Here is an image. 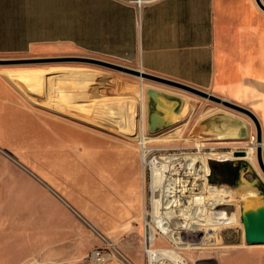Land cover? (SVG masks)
Returning a JSON list of instances; mask_svg holds the SVG:
<instances>
[{
	"label": "crops",
	"instance_id": "crops-1",
	"mask_svg": "<svg viewBox=\"0 0 264 264\" xmlns=\"http://www.w3.org/2000/svg\"><path fill=\"white\" fill-rule=\"evenodd\" d=\"M260 2L264 6V0ZM55 47L132 64L144 73L192 87L249 111L259 125L260 143L256 142L255 126L247 116L205 99L195 101L171 90L151 87L184 99V105L187 100L195 101L196 132L205 146L202 149L216 150V155L230 153L227 158H207L210 179L226 187H234L239 180L245 193L252 194L250 197H263L264 181L255 166L256 149L261 150L264 163V11L255 0H157L139 10L127 0H0V55H24ZM70 124L69 120L28 109L0 76V147L44 154L42 160L38 158L37 166L46 167L40 168L47 173L42 178L58 191L61 187L53 181L55 167L61 165V151L66 153L72 166L67 188H83L89 205L84 210L85 217L103 233L116 231L117 235L136 218L126 205L134 185L122 178L128 168L124 166V156L131 157L126 163L135 169L138 158L132 148L116 145L119 157L110 164L98 163V174L92 175L84 159L83 173L77 175L76 129ZM224 131L226 137L220 135ZM241 151L246 153L244 157L234 156ZM101 179L111 183L109 190L102 186ZM95 180L99 185L93 197ZM37 186L46 201L38 203L42 209L36 227L42 238L49 239L64 228L51 207H64L45 186ZM109 191L108 201L104 194ZM46 244L56 245L54 241ZM242 257L235 264L245 261ZM255 261L264 264V257Z\"/></svg>",
	"mask_w": 264,
	"mask_h": 264
},
{
	"label": "rangeland",
	"instance_id": "rangeland-1",
	"mask_svg": "<svg viewBox=\"0 0 264 264\" xmlns=\"http://www.w3.org/2000/svg\"><path fill=\"white\" fill-rule=\"evenodd\" d=\"M80 57L140 70L132 64L79 53L67 47H55L35 49L24 55H0L3 60L24 62L0 66V76L28 109L69 120L75 125L77 175L83 173L84 159L95 176L98 174V163L106 161L110 164L119 157L116 145L133 149L138 167L135 169L127 165L131 157L125 155L124 166L128 168L124 169L122 178L125 183L134 185L132 196L125 204L136 218L127 222L117 235L116 231L103 233L84 215L89 205H86L83 188L76 191L67 188L72 166L67 162L66 153L61 151L58 163L61 165L55 167L57 172L53 181L61 187L58 191L42 178L47 173L41 172L40 168L46 167L37 166L38 158L42 160L44 154L40 151L35 154L36 150L13 151L0 147V264H93L88 259L91 253L107 248V252L111 250V258L102 264H126L112 254L114 249L132 264H147L143 253V235L148 231H142V227L146 222L152 227L150 213L154 192L150 163L156 160L158 163L154 166L160 171L162 162H167L169 158L217 152L202 149L204 145H201L196 132L194 103L202 98L103 67L69 61ZM151 87L171 90L195 100L186 101L183 117L177 116L174 127L153 134L147 129L146 90ZM132 132L136 134L129 135ZM142 138L148 140L144 152L140 144ZM33 152V156H29ZM143 157L146 166L142 164ZM255 168L264 181V175L257 166ZM127 169L130 171L127 172ZM237 181L234 187H226L207 179L208 186L214 188L217 194L218 201L212 209L216 207L219 222L214 226L210 239L205 241L207 244H201L204 241L201 234L191 238L182 251H178L189 264H235V260L243 258L242 255L245 261L239 264H261L254 260L264 257V245H247L241 223L242 207L246 202H257L259 199L256 196L252 200L240 198L237 192L244 189V185ZM92 182V196L95 197L99 184L96 180ZM37 184L45 186L46 191L64 207V210L51 207L64 228L53 233L54 236L49 239L42 238L36 227L42 209L38 203L46 201ZM101 184L110 189V182L102 180ZM223 190L227 191L225 196H218ZM104 197L105 200L110 199V191ZM156 233L154 250L176 249L171 241L161 234L158 237L159 233ZM53 241L56 245L46 244ZM182 241L187 242L184 237Z\"/></svg>",
	"mask_w": 264,
	"mask_h": 264
},
{
	"label": "bare ground",
	"instance_id": "bare-ground-1",
	"mask_svg": "<svg viewBox=\"0 0 264 264\" xmlns=\"http://www.w3.org/2000/svg\"><path fill=\"white\" fill-rule=\"evenodd\" d=\"M174 118L176 117L174 116ZM134 134L136 133L132 132L129 135ZM220 135L222 137L227 136L225 131ZM140 140L141 148L144 152L146 141L148 140L144 138ZM250 153L248 152L247 157H250ZM229 156L230 153L229 155H216L212 153L169 158L167 162H162V169L160 168V171L154 166L157 162L156 160L150 163L154 196L152 198V213H150L152 227H149V232L151 238L155 237L152 239L153 246L151 250V253L156 255L155 258L161 262L164 258H168L170 261L168 264H189L187 259L178 253V251H182L191 238L201 234L204 235V241L201 244H207L205 241L209 240L213 234L215 230L214 226L219 222V215L215 213L216 207L212 209V206L218 200H216L217 194L215 189L209 187L207 184L209 166L206 158L220 159ZM144 158L142 163L146 166ZM225 193V191H220L218 196L224 197ZM239 195L243 200H252L253 198L249 197L248 192L245 193L244 189H242ZM255 204L256 202L253 201L246 202L244 208L246 210L250 209ZM202 229L203 232H201ZM143 230L144 227H142ZM156 232L171 241L176 246V249L173 251L154 250L153 247L157 239ZM182 235L187 242L182 241ZM107 244L109 245L110 243L107 242ZM127 261L129 264H132L129 260Z\"/></svg>",
	"mask_w": 264,
	"mask_h": 264
},
{
	"label": "water",
	"instance_id": "water-1",
	"mask_svg": "<svg viewBox=\"0 0 264 264\" xmlns=\"http://www.w3.org/2000/svg\"><path fill=\"white\" fill-rule=\"evenodd\" d=\"M256 4L264 11V6L261 4L260 0H255ZM68 61V60H67ZM69 61L72 62H80L90 65H95L99 67H103L106 69H110L113 71H117L120 73H124L127 75H131L137 77L139 79H144L147 81H152L154 83L164 85L167 87H171L182 92L189 93L191 95L197 96L199 98L208 100L210 102L222 105L226 108L234 110L238 113H241L247 116L254 124L256 129V142L260 143V129L259 125L255 119V117L247 110H244L240 107L222 101L212 95L194 89L192 87L167 80L164 78L156 77L154 75H150L144 73L140 70H133L127 67H123L120 65L112 64L106 61L94 59V58H73ZM24 63L21 61L16 60H3L0 59V66L2 65H12V64H19ZM32 63V62H26ZM37 63V62H36ZM146 98H147V115H148V132L149 133H157L162 132L164 130L170 129L174 127L175 120L179 113L181 112L184 106V99L182 98H175L169 95H165L162 92H159L155 89L149 88L146 90ZM171 113L175 115H171ZM174 116L176 118H174ZM245 152H236L234 156L236 157H244ZM256 159H257V166L261 173L264 175V163L261 159V150L256 149ZM241 223L243 226V237L244 242L247 245H264V195L260 198L256 204L251 207L250 209H245L244 206L241 209Z\"/></svg>",
	"mask_w": 264,
	"mask_h": 264
},
{
	"label": "built area",
	"instance_id": "built-area-1",
	"mask_svg": "<svg viewBox=\"0 0 264 264\" xmlns=\"http://www.w3.org/2000/svg\"><path fill=\"white\" fill-rule=\"evenodd\" d=\"M155 1H157V0H127L128 3L135 5L137 10H139L145 4L152 3V2H155ZM142 134L145 137V133H142ZM142 134H141V136H142ZM138 145H139V143H138ZM209 176L210 175L208 174L207 175V179L209 178ZM144 226H145L144 229L148 231V232L145 231V233L143 235V253H144L145 257H146L147 264H165V263L168 264L170 262L168 258H164V260H162V262H163L162 263L160 260L155 258L156 255L154 253H151L152 246H153L152 245L153 244V240L152 239H154L155 237L151 238V236H150L149 227L151 225H147V222H146V225H144ZM159 235H160V233L158 234V237H160ZM183 237L184 236L182 235V239H183ZM154 242H155V240H154ZM107 251H108V248L107 249L97 250V251L91 253L90 258H88V259L93 264H102L106 260L111 258V256H110L111 250H110V252H107ZM112 254L114 256L117 255L123 262H125L126 264H129L127 259L124 256H122L121 253H119L117 249H114Z\"/></svg>",
	"mask_w": 264,
	"mask_h": 264
},
{
	"label": "flooded vegetation",
	"instance_id": "flooded-vegetation-1",
	"mask_svg": "<svg viewBox=\"0 0 264 264\" xmlns=\"http://www.w3.org/2000/svg\"><path fill=\"white\" fill-rule=\"evenodd\" d=\"M250 195H252V194H250L249 192H248V196L250 197Z\"/></svg>",
	"mask_w": 264,
	"mask_h": 264
},
{
	"label": "trees",
	"instance_id": "trees-1",
	"mask_svg": "<svg viewBox=\"0 0 264 264\" xmlns=\"http://www.w3.org/2000/svg\"><path fill=\"white\" fill-rule=\"evenodd\" d=\"M208 180H209V178H208ZM211 184H212V182H211Z\"/></svg>",
	"mask_w": 264,
	"mask_h": 264
}]
</instances>
